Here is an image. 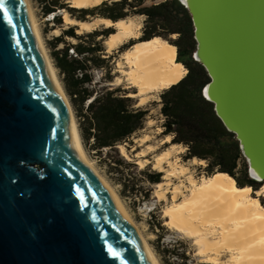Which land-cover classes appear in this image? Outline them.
I'll list each match as a JSON object with an SVG mask.
<instances>
[{"label": "water", "instance_id": "95a60500", "mask_svg": "<svg viewBox=\"0 0 264 264\" xmlns=\"http://www.w3.org/2000/svg\"><path fill=\"white\" fill-rule=\"evenodd\" d=\"M177 1L191 18L192 60L209 80L202 97L263 186L264 0ZM0 264H153L78 154L23 0H0Z\"/></svg>", "mask_w": 264, "mask_h": 264}, {"label": "trees", "instance_id": "16d2710c", "mask_svg": "<svg viewBox=\"0 0 264 264\" xmlns=\"http://www.w3.org/2000/svg\"><path fill=\"white\" fill-rule=\"evenodd\" d=\"M44 17L66 11L72 20L88 23L104 20L112 24L142 18L141 37L121 48V53L137 44L154 39L177 49L176 63L187 71L179 83L159 93L160 115L163 118L161 137L171 138L167 146H181L185 152L183 163L203 162L205 178L227 175L239 189L257 192L262 186L251 181L234 136L226 131L214 113L213 105L204 100L202 90L209 82L203 68L192 60L195 50L193 26L188 12L177 0H107L87 9H71L66 0H34ZM148 3L151 5L147 6ZM54 20L61 25V18ZM77 28L67 30L49 44L55 69L62 79L63 90L69 97L78 119V130L83 148L97 156L108 177L121 188L122 198L148 200V186L162 183L163 175L147 166L139 170L118 151L143 130L148 111L137 106L134 98L121 90H90L93 71L112 72L109 66L114 56L105 58L103 43L116 31L112 28L94 30L77 35ZM70 40L75 44H68ZM63 45L61 50H57ZM132 93L131 95H135ZM261 206L264 200L259 199Z\"/></svg>", "mask_w": 264, "mask_h": 264}, {"label": "bare ground", "instance_id": "6f19581e", "mask_svg": "<svg viewBox=\"0 0 264 264\" xmlns=\"http://www.w3.org/2000/svg\"><path fill=\"white\" fill-rule=\"evenodd\" d=\"M23 1L32 18L49 69L70 111L78 154L107 187L116 204L143 243L153 264H158L117 195L88 161L81 146L71 106L56 79L44 50L28 0ZM104 1L107 0H72L70 7L73 9H87L98 6ZM63 21L67 27L78 26L77 34L79 35L88 33L99 23L117 28L118 31L105 41L107 53L116 49L129 36H132L134 30L133 24L129 21L116 24L104 20L80 23L72 20L66 14L63 15ZM176 56L177 49L160 39L137 44L123 54L122 61L126 71H122L121 74L128 85L137 91L135 95H129L131 98L139 99L137 106H144L148 96L159 94L168 89L187 74L183 66L176 63ZM167 141L168 138L163 143ZM120 153L122 156H126L121 147ZM141 155L143 157L144 153ZM170 160L171 153L163 152L156 157L153 165L154 170L162 173L164 165L167 164L168 170L165 171L167 181L177 180L187 175V169L177 163H171ZM195 161L193 160V162ZM198 164L202 165L203 162H198ZM187 182L188 187L176 185L170 188L171 185L167 183L155 186L156 197L159 201H166L167 195L171 196L170 204L164 209L165 226L183 238L191 240L197 256L209 262L206 264H225L220 262V258L224 256L229 258L226 264H264V206H261L259 199L253 197V195H256L264 198V185L256 193L251 188L239 189L235 181L227 175H215L200 182L188 176Z\"/></svg>", "mask_w": 264, "mask_h": 264}, {"label": "rangeland", "instance_id": "374dc122", "mask_svg": "<svg viewBox=\"0 0 264 264\" xmlns=\"http://www.w3.org/2000/svg\"><path fill=\"white\" fill-rule=\"evenodd\" d=\"M71 1L72 0H66L64 4L70 8ZM162 1L164 0H156V3ZM28 3L34 15L44 50L46 51L47 57L50 61L56 79L60 84L61 88L63 89L62 79L59 76L58 71L55 69L53 61L51 59V55H50L51 51L49 49V44L54 39L58 38L62 34V32L68 29V27L64 24L63 21V15L64 14L68 15V13L66 11H58L54 15L44 17L41 12V9L34 0H28ZM149 5H151V3L147 4V6ZM56 16L61 18V22H62L61 25H59L54 20ZM92 21L93 19L90 20L89 22ZM128 21L132 23L134 26L132 36H129V38L125 40L120 46H118L116 49H114L109 53L106 52L105 42L103 43V47L105 49V53H104L105 58L114 56V59L110 60V64H109L112 72L107 73L106 71H93V75H92L93 83L91 84V86L88 87L90 90H93L95 92H100L103 89H109V90L118 89L127 92L129 95H131L134 92L137 93L135 89H132L128 85V82L125 81L126 79L121 74L122 71H126L125 70L126 67L124 65V62L122 61V56L124 53L127 52L126 51L124 53H121V48L123 46H127L130 41H137L141 37L140 30L142 28L143 19L132 18ZM107 28H112L116 32L118 31L117 28L108 27L102 23H99L96 26H94V28L90 30L88 33H91L96 29L101 30ZM65 42L68 44H75V42L70 40H66ZM62 48L63 45H60L57 50H61ZM66 98L71 106L75 118V123L78 129V119L76 118L70 99L67 95ZM135 100L138 105L139 99L137 98ZM158 103H159V94H153L151 96H148V100L144 104V106H138V107H142L143 110L148 111V115L146 117L143 130L136 133L131 138L130 142L133 144V147L129 152L126 151L127 148L129 147L128 144L120 146L126 155V156H122V155L121 156L124 157L128 162H134L138 166L139 170H142L145 167L149 166L151 171L157 172L153 168L156 157H158L163 152L169 150H176L172 148L173 146L171 147L167 146L171 141L170 137H168V141L166 143H163L164 140L166 139L161 137V133L163 132V129L161 127L164 121L160 115V106L158 105ZM81 146H82V142H81ZM120 147L118 148L119 153H120ZM82 149L84 150L88 161L93 165L95 171L100 175V177H102V179L109 185V187L114 191V193L119 198L123 208L125 209L128 216L131 218L132 222L140 232L142 238L145 240L146 245L151 250L158 264L209 263L208 261H204L202 260V258H199L197 256L196 249L191 240L183 238L182 236L169 230L165 226L166 220L164 218V209L167 207V205L170 204V199H171L170 195H167L166 201L161 202L156 197L155 186H148L147 188L150 191L148 200H133L129 198V196L126 198H122L119 195L121 193V188L113 181L112 177H108L105 168L99 164L97 156H95L94 153H90L87 150H85L83 146ZM184 152H185L184 150L183 153H181L178 150V153H181V156L184 154ZM143 153L144 155L142 157L141 154ZM181 156H178L177 153H173V155H171L170 162L173 164L177 163L182 167L184 166L185 168H188L187 175L177 180L167 181L165 179L166 178L165 171L168 170L166 164L164 165L163 172L161 173L163 175L161 184L167 183L168 185H171V187L169 186L170 188H173L176 185H182L188 187L187 184L188 176H190L192 179H194L197 182L206 179L205 178L206 176L203 173V169L206 167L205 163L199 165L197 160L195 162L192 161L190 163L189 162L183 163L181 160ZM253 197L256 199L264 200L263 197H258L256 195H253ZM228 260L229 258L226 256L220 258L221 263L226 264L228 263Z\"/></svg>", "mask_w": 264, "mask_h": 264}, {"label": "crops", "instance_id": "0c3cea01", "mask_svg": "<svg viewBox=\"0 0 264 264\" xmlns=\"http://www.w3.org/2000/svg\"><path fill=\"white\" fill-rule=\"evenodd\" d=\"M176 59H177V56H176ZM184 77L185 76H183V78L181 79V80H179L177 83H179L180 81H182L183 79H184ZM177 83H175V84H177ZM175 84H172V85H175ZM171 85V86H172ZM172 148H174V149H176V150H169V151H167V152H170L171 153V155H173V153H177L178 154V156H181V153H183V148L181 147V146H173ZM178 150L181 152V153H178ZM185 151V150H184ZM180 154V155H179ZM190 162H192V161H189V163ZM183 165H185V164H183ZM184 167V166H183ZM185 168V167H184ZM185 169H187L188 170V168H185Z\"/></svg>", "mask_w": 264, "mask_h": 264}]
</instances>
